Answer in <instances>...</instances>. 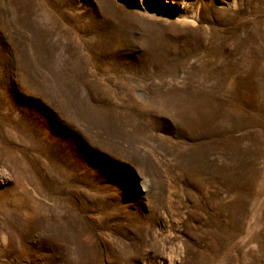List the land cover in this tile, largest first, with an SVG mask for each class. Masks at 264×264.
<instances>
[{"label": "rangeland", "instance_id": "1", "mask_svg": "<svg viewBox=\"0 0 264 264\" xmlns=\"http://www.w3.org/2000/svg\"><path fill=\"white\" fill-rule=\"evenodd\" d=\"M165 1L0 0V264H264V0Z\"/></svg>", "mask_w": 264, "mask_h": 264}, {"label": "bare ground", "instance_id": "2", "mask_svg": "<svg viewBox=\"0 0 264 264\" xmlns=\"http://www.w3.org/2000/svg\"><path fill=\"white\" fill-rule=\"evenodd\" d=\"M165 2H167L169 4H175V5H177V3H175L173 0H166ZM257 239L261 241L260 250H262V253L264 254V236H258ZM263 262H264V260H263Z\"/></svg>", "mask_w": 264, "mask_h": 264}]
</instances>
